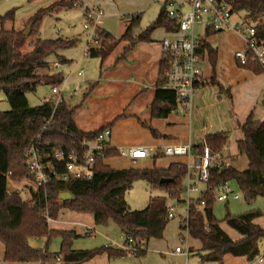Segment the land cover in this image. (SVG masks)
<instances>
[{
	"label": "trees",
	"instance_id": "16d2710c",
	"mask_svg": "<svg viewBox=\"0 0 264 264\" xmlns=\"http://www.w3.org/2000/svg\"><path fill=\"white\" fill-rule=\"evenodd\" d=\"M76 0H58L48 6L41 7L29 18L31 30L7 29L5 24L15 19V10L0 15V92H4L11 108L0 112V242L5 247L3 263H40V264H79L89 261L97 255L107 253L109 258L125 257L132 253L145 254L143 248L151 239H162L170 221L168 217V199L180 198L186 185L188 167L185 163H172L167 168H114L106 163V159L119 156V149L108 147L98 155L94 176L90 179L62 180L54 176L40 188H31V199H25L19 191H11L10 180L16 182L34 181L26 165V152L37 146L47 156L53 157L56 150L71 152L80 148L79 142L85 138H94L99 131H80L74 121L78 106L70 105L64 98L55 103L53 98L40 105L32 106L27 94L36 91L41 84H49L52 89L64 84L62 72L42 73L50 68L48 57L59 49H66L76 44L75 39H40V26L44 18L60 7H78ZM237 10H244L254 22L258 30V39L264 40V0H238ZM166 3L155 19L141 33L136 34L135 27L140 24L141 14L130 17L125 33L116 39L110 32L98 27L99 44L90 46L89 55L101 57V75L104 63L115 48L122 42H129L123 55L125 56L140 42L151 41L152 34L158 28L166 31L174 29L172 21L166 16ZM88 10V9H87ZM217 33L208 29L206 38ZM203 39L202 52L208 51L213 68L212 82L232 98L230 88H224L216 80L218 49ZM65 64L68 59H61ZM256 74L264 72L260 63L250 61L242 66ZM40 70H42L40 72ZM164 65L161 61L159 78L156 84L155 98L151 105L153 118H167L180 105L178 94L166 89L163 77ZM96 81L92 88L99 83ZM86 95L85 99L88 97ZM125 117L122 114L118 119ZM114 122L107 124L112 127ZM154 137L162 136L159 131L147 122H141ZM243 137L237 141L238 152L247 156L249 167L240 171L225 163L211 169L207 191L199 199L205 201L200 209L195 203L191 205L187 220L190 236L200 240L202 247L194 250L203 264H224L226 255L246 257L252 260L264 252V228L255 223L263 215L260 210H250L233 216L227 213V224L242 235L234 240L222 228L221 221L214 213L219 185L235 180L246 201L264 197V120H256L250 115L240 124ZM227 131L210 133L203 143L195 145V150L203 151L207 146L211 152H222L228 142ZM145 179L152 189H160L167 196L160 202H153L143 209H131L125 194L138 179ZM171 179L162 182V179ZM69 191L74 198L63 200L60 194ZM62 209L79 213H87L94 217L96 225L115 222L124 232L127 239L132 237L133 244L122 248L112 245L96 249L75 250L72 240L79 235L75 230H54L50 228V220L57 219ZM180 224V229L182 228ZM61 236V250L52 253L46 249H36L30 245L31 237ZM60 258V260H58Z\"/></svg>",
	"mask_w": 264,
	"mask_h": 264
},
{
	"label": "rangeland",
	"instance_id": "374dc122",
	"mask_svg": "<svg viewBox=\"0 0 264 264\" xmlns=\"http://www.w3.org/2000/svg\"><path fill=\"white\" fill-rule=\"evenodd\" d=\"M58 0H0V15H5L8 11L15 10V19L10 20L5 24L7 29H26L28 26V21L31 16H33L41 7L48 6ZM76 0L74 5H79L78 7H60L57 11L49 13L43 20L40 26V39H75L76 44L72 47L66 49H59L56 53L48 57L50 63V68L44 70L42 73H59L62 72L65 81L64 84L60 86L59 90L63 94L64 99L72 106H78L79 108L85 105V97L89 93L92 94L94 89L92 86L98 80L99 83L105 79L104 72L107 67L103 68V73L101 75L102 58L92 57L87 55V46L90 36L93 31V27L90 29L85 28V23H89V18L87 16V7L89 5H97L98 1L101 4V8L105 11L104 17L100 20V27L106 29L110 32L116 39L122 37L125 33L130 17L134 14L140 13L142 18L140 24L135 27L136 34L144 31L148 26H150L155 19L158 17L163 3L159 0ZM96 1V2H95ZM93 3V4H92ZM100 7V6H99ZM180 6L176 4L175 8ZM95 14L92 13V17ZM28 20V21H27ZM264 21V17H263ZM197 32H205L203 26H197ZM233 33L217 32L206 39H210L211 42L219 40L227 43L228 45L234 47L236 45H242L245 39L240 37L234 31ZM156 37H161L162 35H168L165 28H158L154 31ZM122 41L121 43H123ZM117 46L115 49L116 54H118L123 49V44ZM114 51V52H115ZM66 57L69 62L63 64L61 59ZM111 56V55H110ZM116 56L112 54L113 58ZM205 62V60H204ZM204 62L201 66H204ZM55 63H60V66L55 67ZM106 62L104 63V66ZM107 65V64H106ZM42 70H40L41 72ZM80 71L84 72V76H79ZM205 75L207 74V69L204 70ZM209 72V70H208ZM97 86V85H96ZM95 86V87H96ZM101 90H106V87ZM117 93V100H113L112 105H107L103 110L99 108H93L90 112L91 117H96L97 119L102 118L107 112L114 110L115 106L120 107L122 101L125 98H121L118 94V90L114 89ZM105 92V91H101ZM100 92H98L99 95ZM57 94L53 92L52 87L49 84H41L38 86L36 91L29 92L27 94L29 102L32 106L40 105L45 100L56 97ZM11 108L10 103L4 92H0V112L7 111ZM229 139L226 149V157L231 166L235 167L240 171L247 170L249 167V160L247 156L241 155L238 152L237 141L243 137V133L240 129L228 128ZM131 133V130H129ZM133 130V135H134ZM125 162L121 159L111 160V165L122 166ZM201 187L203 183H199ZM233 190L240 195L239 199L230 198L228 202L217 201L214 207V213L218 220L221 221L223 227L228 230L230 234L236 236L239 235L237 231L227 224L225 217L228 212L231 215L236 216L241 213L250 210H260L263 215L257 218V221L264 226V197H258L251 201H246L243 193L241 192L238 183L233 180L230 182ZM9 187L11 191H19L23 194L25 199H31V188L35 187L30 181L23 180L22 182H16L10 180ZM167 196L166 192L160 189H152L149 183L145 179H138L134 182L133 187L128 190L125 194V198L131 209H143L147 207L151 200L155 203L161 201V197ZM168 203L175 204L177 207V212L185 215L184 203H176L171 199H168ZM86 217H82V221H77L75 228L82 233L81 236L75 237L72 240V248L75 250H92L100 248L103 246H108L109 244L115 243L116 247H124L126 244L127 237L121 231L120 227L113 221L106 225H94L91 227L90 223L93 216L86 214ZM182 223L181 217L178 215L174 219H170L164 237L162 239H151L147 245L143 248L147 250L145 254L132 253L125 257L112 258V264H185V256L176 254L175 248L178 245H186V240L181 241V229L180 224ZM64 226H71L75 224L67 223L64 221ZM90 228V229H89ZM92 232L91 235L88 232ZM235 232V233H234ZM183 234L188 239V234ZM190 244L198 246V242L194 241L192 238L189 240ZM30 242V239H29ZM32 247L36 249H46L52 253H57L61 250L62 238L61 236L54 235L49 239L45 237H34L31 238ZM194 249V247H192ZM198 250V249H194ZM1 253V252H0ZM234 257V256H229ZM190 264H203L199 255L195 251L190 254ZM227 263H231L229 259H225ZM242 261H236L234 264H242ZM0 264H5L0 260ZM84 264H89L87 261ZM226 264V263H224Z\"/></svg>",
	"mask_w": 264,
	"mask_h": 264
},
{
	"label": "crops",
	"instance_id": "0c3cea01",
	"mask_svg": "<svg viewBox=\"0 0 264 264\" xmlns=\"http://www.w3.org/2000/svg\"><path fill=\"white\" fill-rule=\"evenodd\" d=\"M96 4L101 7L98 1ZM226 31L233 33L231 32L233 30L223 32ZM165 37L166 35L156 37L153 33L151 41L138 43L125 56L123 53L126 47L129 46V42L124 41L121 43L123 49L118 54H116L115 49V52L113 51L107 59V65L104 66L107 67L104 72L105 79L99 85L97 84L92 94L85 99V105L79 108L74 115V121L80 131L95 132L125 114V117L118 119L111 127L112 147L120 150L136 145L147 146L150 149V156L137 163L121 156L106 159V163L109 165H111V160L114 159H121L125 162L122 166L111 165L114 168H167L172 163L186 164L191 160L187 156H166L163 149L169 145L184 144L188 141H191L194 145H199L203 143L205 136L210 133L227 131L229 134L228 128L240 129L239 125L243 124L252 114L256 120H264V72L256 74L252 70L242 67L236 60L235 52L244 47V42L242 45L232 47L222 42V40L211 42L210 39L206 40L218 49L216 80L224 88L231 89L232 98L224 91H220L218 86L212 82L213 68L209 53L205 50L203 52V62L205 60L203 71L207 69V74L205 75L204 72V84L197 88L191 99L180 104L179 108L167 118H153L151 105L155 98L163 53L162 40ZM112 54L116 56L111 58ZM63 58L66 57L63 56ZM103 87H106V90H101ZM114 89L118 90L121 98H125L120 107L117 108L116 105L114 110L107 112L102 118L91 117L90 112L93 108L99 106L103 110L105 106L112 105L113 100H117V93ZM98 92H100L99 95ZM62 97L64 98L63 94ZM142 121L151 124L162 136L154 137L151 131L141 124ZM129 130H131V133ZM226 149L227 144L221 152L223 163L230 165L226 157ZM202 186L204 187V185ZM86 214L62 209L57 219L50 220V228L54 230H75L81 236L82 233L75 226L78 220L82 221V217H86ZM64 221L75 225L64 226ZM89 221L91 222L88 225L90 224L94 228V225H96L94 217ZM255 223L264 228L257 219ZM221 226L234 240L242 238L239 232V235L233 236L222 224ZM91 233L88 232L90 235ZM31 238L30 244L32 245ZM190 238L192 237L189 236ZM192 239L198 242V246L190 244L189 241L186 244L194 247V249H201V241ZM109 245L117 246L115 243ZM118 248L121 247L118 246ZM0 252V260L2 261L5 255V247L2 242H0ZM229 256L231 255H226L225 259H229L231 263H227L225 260L224 263L234 264L236 261L241 260L242 264H248L246 257ZM87 262L89 264H112V258H109L107 253H103ZM79 264H84V262Z\"/></svg>",
	"mask_w": 264,
	"mask_h": 264
},
{
	"label": "built area",
	"instance_id": "2783aa9c",
	"mask_svg": "<svg viewBox=\"0 0 264 264\" xmlns=\"http://www.w3.org/2000/svg\"><path fill=\"white\" fill-rule=\"evenodd\" d=\"M86 2L85 0H83ZM166 3L167 19L172 21L174 29L168 31V35L162 40V62L164 65L163 77L165 78L166 89L175 91L178 94L180 104L186 103L196 93L197 88L205 82L203 62V39L206 38L208 29L216 32L233 30L245 39L242 49L235 52V58L241 66L247 65L250 61L260 63L264 67V40L258 39L256 22L252 21L244 10H237L235 4L238 0H159ZM176 4L180 7L175 8ZM89 23H85V28L93 27L88 45L99 44V22L104 17L105 11L98 5L87 7ZM92 13L95 14L92 17ZM197 26L205 28L204 34L197 32ZM87 55L89 48L87 46ZM59 67L60 63H55ZM79 76H84L80 71ZM53 92L56 97L55 103L62 101V94L59 87H54ZM112 129L106 127L99 130L94 138L79 142L80 148H75L71 152L56 150L53 157L45 155L41 149L33 145L25 154L26 165L34 177L31 182L35 188L43 187L54 176L62 180L90 179L94 176L96 160L104 149L112 146ZM166 156H187L190 161L186 163L188 174L183 193L176 203H184L185 215L177 212L175 204L168 203V217L174 219L178 215L181 217V241L188 242L186 236H190L188 227L189 211L192 204H196L203 209L205 201L199 200L207 191V184L210 180L211 169L220 167L223 164L221 152H211L207 146L203 151L195 150V145L188 141L184 144L169 145L163 149ZM119 156L130 159L137 163L150 156V149L147 146H131L119 150ZM203 183L201 187L199 183ZM217 200L228 202L230 198L239 199L229 182L223 183L217 188ZM129 244L134 243V239L129 237ZM176 254L185 256V264H190L191 246L178 245L174 251ZM60 260V258H58ZM248 264H264V252Z\"/></svg>",
	"mask_w": 264,
	"mask_h": 264
},
{
	"label": "water",
	"instance_id": "95a60500",
	"mask_svg": "<svg viewBox=\"0 0 264 264\" xmlns=\"http://www.w3.org/2000/svg\"><path fill=\"white\" fill-rule=\"evenodd\" d=\"M30 30H31V25L27 28L25 33L28 35ZM170 180L171 179H169V178H164V179H162V182H168ZM71 198H74V196L69 191H64L60 194V199L67 200V199H71Z\"/></svg>",
	"mask_w": 264,
	"mask_h": 264
}]
</instances>
